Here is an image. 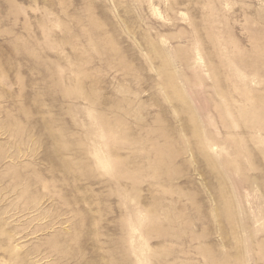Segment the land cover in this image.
<instances>
[{"label":"rangeland","instance_id":"rangeland-1","mask_svg":"<svg viewBox=\"0 0 264 264\" xmlns=\"http://www.w3.org/2000/svg\"><path fill=\"white\" fill-rule=\"evenodd\" d=\"M0 264H264V0H0Z\"/></svg>","mask_w":264,"mask_h":264}]
</instances>
